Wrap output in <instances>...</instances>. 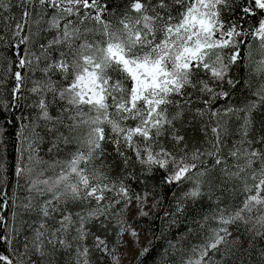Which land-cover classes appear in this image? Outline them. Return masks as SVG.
Segmentation results:
<instances>
[{"label":"snow or ice","instance_id":"6c2138e0","mask_svg":"<svg viewBox=\"0 0 264 264\" xmlns=\"http://www.w3.org/2000/svg\"><path fill=\"white\" fill-rule=\"evenodd\" d=\"M113 6L122 9L118 26L104 18ZM242 84L254 98L236 107L230 101ZM22 104L36 112L22 125L32 135L18 134L27 149H17L15 175L26 195L13 193V215L31 239L19 252L13 233H21L4 231L0 216V242L10 249L0 251V264H27L29 248L45 264L58 253H74L69 264H93L96 253V264L105 257L120 264L124 234L139 243L125 209L135 200L139 215L149 216L154 194L142 198L132 184L146 188L157 172L161 188L190 185L173 193L166 226L183 218L189 234L204 233L182 264H264V0H0V105L23 111ZM37 123L56 138L50 152L75 144L67 159L42 167ZM189 131L203 137L191 148ZM6 172L0 162V184ZM229 185L239 203L223 205L217 196L213 204ZM0 198L2 209L7 193ZM205 208L211 212L202 215ZM33 214L38 223H29ZM93 227L114 230L117 244L110 248ZM152 245L140 249L138 262Z\"/></svg>","mask_w":264,"mask_h":264},{"label":"trees","instance_id":"16d2710c","mask_svg":"<svg viewBox=\"0 0 264 264\" xmlns=\"http://www.w3.org/2000/svg\"><path fill=\"white\" fill-rule=\"evenodd\" d=\"M116 3L123 4L127 3V0H116ZM13 12L16 10L13 9ZM122 9H115L114 6L109 8V11L104 13V18L109 20L114 26H118V19L120 16V12ZM91 26V24L89 25ZM256 56L255 59H257ZM247 71V70H246ZM236 75H241V73L237 72ZM39 77V74H35L33 79ZM256 78H253V86H255ZM28 87H31V83H28ZM8 88H11V83H9ZM254 90V87L253 89ZM25 95H28L25 92ZM254 97L251 96L250 92L247 90V86L242 84L241 87L237 90V92L233 93L230 103H233L236 107H242L247 100L253 99ZM3 99L10 103L11 97L4 94ZM34 99V97H33ZM27 104L32 103V99H28L26 101ZM23 111L19 108H13L6 110L0 105V162H3L7 165V183L0 184V192H6L8 196L7 205L0 209V216L4 217V231H9L13 226L21 233L20 235H16L13 233L14 237V246L17 248L19 252H23V245L25 240L31 239V230L28 232H23L20 229V218L19 216L14 218V205H13V193H16L18 197L21 199L26 192H22L21 188L23 186V180L15 175V166L17 158L20 156V152L17 151L18 148L23 147L25 150L27 149V144H23L19 133H23L24 136H31L32 129L28 128L27 130L22 129V125H28L29 120L28 117L30 115L35 114L36 109H29L23 107ZM57 112L56 108L52 109V114L55 115ZM23 115L25 119L23 121L16 119ZM5 117L8 120H11V123H7L5 121ZM262 117L260 115L256 116L257 127H259V121ZM42 125L39 123L36 124V132H39L42 139L36 142V155L43 160L45 163L42 167H47L49 165H54L57 161H63L68 158L70 153L75 150V144H63L61 143L59 146V150L49 151V148H52L53 143L55 142V136L52 134L45 135L43 131H41ZM64 135H67L64 132ZM188 143L189 147L191 148L193 144H196L199 141L203 140V137L197 133L193 136L192 132H188ZM238 139L237 136L232 137L228 141V146H231L233 140ZM109 152H111V147L109 146ZM227 149H225V153ZM26 152H25V162L26 160ZM112 157H109L111 160ZM229 163H232L229 160ZM119 169H116L115 172H118ZM115 172L113 174H115ZM48 175L52 174V169L49 168ZM163 172H157L156 179L154 181H150L145 188L144 185H138L133 182L132 187L136 193L143 194L145 192L154 193L153 196L154 200L159 199L160 197H164L161 202V206L159 210L153 209L152 214L146 217H137L134 219L133 223L136 229L141 230L145 233L149 240L153 241L152 251H150L145 257L138 262L135 261L134 264H182V260L187 258V254L191 251V249L199 244L203 238L204 233H200L197 235L195 231L189 234V229L192 228V225L188 223L187 220H183L182 222L172 225L170 227L166 226V221H163L161 218L163 217L165 210H171L170 205H174L175 201L173 200V193L179 196L182 191L186 190V188L190 185H171V186H164L161 188L159 186V178L162 177ZM18 184L20 187H18ZM155 185V187H154ZM219 196L220 200L223 201V205H231L235 199L236 203H239V198H235L233 196L232 187L231 185L228 186L223 192H217L215 196H213L212 203H217L219 201L216 200V197ZM4 201L0 198V204H3ZM211 212V209L205 208L203 214H208ZM188 219H192L191 216ZM197 221L200 220V217H196ZM29 223H38L35 219V214H33V220L29 221ZM214 224H209L208 227H213ZM92 231L101 235L102 237L106 236L108 240L109 247H112L117 242V237L114 234V230L110 229L107 233L100 231L97 227H93ZM236 231V230H234ZM244 232L243 225L240 228V234ZM163 237L161 239H154V237ZM243 237V236H242ZM246 237V236H244ZM247 238V237H246ZM247 240V239H246ZM169 244H172L173 247H169ZM89 247L92 245V240L89 239L88 241ZM148 246V243L146 244ZM258 246H264V241H261ZM5 249H9V246L3 242H0V251H4ZM23 249V250H22ZM10 250V249H9ZM99 253H96L93 257V264H96L97 257H99ZM73 254L69 253H58L53 259L55 264H69ZM41 263L45 264V260L43 257ZM101 264H111L110 258L105 257Z\"/></svg>","mask_w":264,"mask_h":264},{"label":"rangeland","instance_id":"374dc122","mask_svg":"<svg viewBox=\"0 0 264 264\" xmlns=\"http://www.w3.org/2000/svg\"><path fill=\"white\" fill-rule=\"evenodd\" d=\"M257 59H259V57H257ZM142 198H143V196H142ZM153 201H154V197L149 195L147 197V205H146V209H145V210H150L149 215L152 214L153 209H151V205H152ZM139 211H140L139 204L135 200H132V202L125 209V213H124L127 224L131 225L135 229H136V227L134 226L133 221L135 218L140 217ZM241 226L239 228H237L236 226H233L231 228L233 236L240 235ZM234 230H236V231H234ZM136 231L139 233V243L138 244L135 243V238L132 237L131 235H129L128 233H125L124 236L122 237V240L126 241L127 243L124 244L123 246L119 247V249H118V254L120 257V264H134L135 261L137 260V257L139 256L140 249L145 247L146 244L148 243L147 235L139 229H136ZM242 236H241V239H243L246 243L247 238L244 236L242 237ZM115 244H117V242ZM112 247H110V248H112ZM23 249H24V247H23ZM25 259L27 261V264H42L41 263V261H42L41 256L31 248H29V251H28Z\"/></svg>","mask_w":264,"mask_h":264}]
</instances>
